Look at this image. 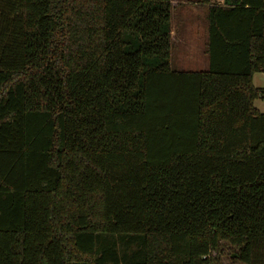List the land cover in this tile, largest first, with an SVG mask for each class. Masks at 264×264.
Listing matches in <instances>:
<instances>
[{
	"label": "trees",
	"instance_id": "16d2710c",
	"mask_svg": "<svg viewBox=\"0 0 264 264\" xmlns=\"http://www.w3.org/2000/svg\"><path fill=\"white\" fill-rule=\"evenodd\" d=\"M0 0V264H264V0Z\"/></svg>",
	"mask_w": 264,
	"mask_h": 264
},
{
	"label": "rangeland",
	"instance_id": "374dc122",
	"mask_svg": "<svg viewBox=\"0 0 264 264\" xmlns=\"http://www.w3.org/2000/svg\"><path fill=\"white\" fill-rule=\"evenodd\" d=\"M182 1H186L187 4L185 6L182 4ZM195 0H174L173 4H175L176 8L173 7L172 9V25H173V36L175 39H178L181 34H179V30L183 27V29H189L188 33L186 34L187 38L194 37V32L191 31L192 28H200V30L203 28V25H206V11L204 10L203 5H195ZM179 4V5H177ZM179 29V30H178ZM196 35H199L200 39V49L203 48V42H202V31L200 33H196ZM188 56L187 59L184 60L182 57V49L181 47H178L177 45L174 47L172 52V67L174 69H183V70H199L203 69L200 66L194 67L192 66L191 60H189ZM185 62L183 64L182 62ZM254 83L257 87H263L264 85V79L262 74H257ZM254 106L259 111L264 112V100L262 99H256L254 101ZM238 253V248L230 245L227 242H222L219 245V248L214 251V255L218 259V264H243L242 262L238 261L236 258V254Z\"/></svg>",
	"mask_w": 264,
	"mask_h": 264
},
{
	"label": "crops",
	"instance_id": "0c3cea01",
	"mask_svg": "<svg viewBox=\"0 0 264 264\" xmlns=\"http://www.w3.org/2000/svg\"><path fill=\"white\" fill-rule=\"evenodd\" d=\"M173 1H172V5H173V7L176 8L175 4H173ZM182 4H184V5H181V6H185V4H187V2L182 1ZM194 4L200 5L197 3H194ZM177 5H179V4H177ZM203 7H204V10L206 11L207 7L206 6H203ZM188 31H189V29L186 30V29H183V27H182L179 30V34H181V36L178 39H175V37L173 36L174 29H173V25H172L171 36H172V40L174 42V47L178 43V47H181V49H182L183 59L186 60L187 56H188L189 60H191V62H192V66H194V67L200 66L203 69H199V70H183V69H181V70H183V71H205L209 67V56H208V53L206 51L207 42H208L207 24L206 25L204 24L203 28L201 30H200V28H192L191 31L194 32V34H191V35H194V37H192V38L186 37V34H189ZM197 31H198V33H200V31H202V39L201 40L203 42L202 43L203 48H201V49H200L201 45H200V39H199L200 37H199V35H196ZM182 63L185 64V62H182ZM177 70H179V69H177ZM257 74H259V73H255L253 75V78H252V82H253V85L255 87H257V86L254 83V79H255ZM260 74H262L263 79H264V74L263 73H260ZM263 87H264V85H263ZM259 88H262V87H259Z\"/></svg>",
	"mask_w": 264,
	"mask_h": 264
}]
</instances>
